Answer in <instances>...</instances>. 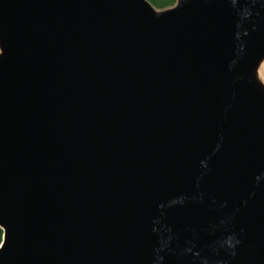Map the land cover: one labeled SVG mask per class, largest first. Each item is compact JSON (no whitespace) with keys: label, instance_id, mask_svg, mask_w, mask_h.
I'll return each instance as SVG.
<instances>
[{"label":"water","instance_id":"obj_1","mask_svg":"<svg viewBox=\"0 0 264 264\" xmlns=\"http://www.w3.org/2000/svg\"><path fill=\"white\" fill-rule=\"evenodd\" d=\"M264 0H0V264H264Z\"/></svg>","mask_w":264,"mask_h":264},{"label":"trees","instance_id":"obj_2","mask_svg":"<svg viewBox=\"0 0 264 264\" xmlns=\"http://www.w3.org/2000/svg\"><path fill=\"white\" fill-rule=\"evenodd\" d=\"M150 3L157 9L162 10L172 6L175 0H149ZM2 241V231L0 230V243Z\"/></svg>","mask_w":264,"mask_h":264},{"label":"rangeland","instance_id":"obj_3","mask_svg":"<svg viewBox=\"0 0 264 264\" xmlns=\"http://www.w3.org/2000/svg\"><path fill=\"white\" fill-rule=\"evenodd\" d=\"M149 3H150V1L149 0H147ZM175 3V2H174ZM151 4V3H150ZM152 5V4H151ZM174 5V4H173ZM172 5V6H173ZM153 6V5H152ZM172 6H170V7H172ZM169 8V7H168ZM157 9V8H156ZM166 9V8H165ZM159 10V9H158ZM163 10V9H162ZM264 68V61H263V63L261 64V66H260V68H259V71H258V76H259V79H260V81L264 84V80H263V78H262V69Z\"/></svg>","mask_w":264,"mask_h":264},{"label":"bare ground","instance_id":"obj_4","mask_svg":"<svg viewBox=\"0 0 264 264\" xmlns=\"http://www.w3.org/2000/svg\"><path fill=\"white\" fill-rule=\"evenodd\" d=\"M262 78H263V80H264V68L262 69Z\"/></svg>","mask_w":264,"mask_h":264}]
</instances>
